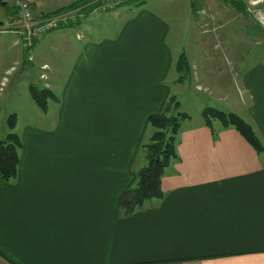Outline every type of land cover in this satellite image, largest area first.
<instances>
[{
    "label": "crops",
    "instance_id": "0c3cea01",
    "mask_svg": "<svg viewBox=\"0 0 264 264\" xmlns=\"http://www.w3.org/2000/svg\"><path fill=\"white\" fill-rule=\"evenodd\" d=\"M14 1L0 0L9 10L0 7V19L15 14ZM26 1L46 13L85 2ZM249 1H237V12L227 0H175L174 15L165 17L162 0H143L85 13L39 38L33 54L42 47L37 67H47L39 79L55 99L46 111L37 108L47 116L49 104L59 105V122L48 132L29 131L17 175L8 182L0 176V264H264V64L245 59L251 49L206 47L213 40L196 31V10L205 8L225 33L256 38L249 31L255 18L245 12ZM254 1L264 8V0ZM171 29L175 39L189 35V49L175 56L167 44ZM219 37L214 41L222 43ZM181 53L193 72L189 82L177 81ZM192 85L207 91L206 105L219 103L249 124L263 151L233 128L207 126L201 114L211 106L191 123L177 100L190 124H181L178 161L161 178L165 197L124 216L120 199L139 169L114 157L69 159L67 133L59 128L69 129L79 106H92L94 131L107 137V152L135 151L147 142L148 118L172 113L170 99Z\"/></svg>",
    "mask_w": 264,
    "mask_h": 264
},
{
    "label": "rangeland",
    "instance_id": "374dc122",
    "mask_svg": "<svg viewBox=\"0 0 264 264\" xmlns=\"http://www.w3.org/2000/svg\"><path fill=\"white\" fill-rule=\"evenodd\" d=\"M227 1H230V3L233 2L231 0ZM259 5L261 4H258L256 9V6L249 4V9L251 11H254L249 15L253 18L256 17L259 21L258 22L255 19L257 21L256 22L254 20L255 24L250 21L251 28L254 30L249 28V31L251 33L253 32L256 38H251L250 36L246 37L245 35L241 36L234 32L231 34H227L225 33V29L222 28L224 24H220L218 22L217 24L220 28L216 32H204L203 29H201L197 25L196 31H198L199 33H197V36L206 41L213 40L211 44L206 45V47L227 48L232 49V51H234L236 47L242 50L251 49L254 51V54H248L247 56H245V59H249V63H251L254 59L264 64V54H262L264 53V8H261V6ZM159 6L163 9L165 17L174 15L175 0H162V2L159 3ZM0 7L1 10L3 9L4 12L9 13V10H7V8H5L4 6L1 5ZM172 18L175 19V16H173ZM1 20L2 19H0V21ZM236 23L240 22L237 21ZM236 23L229 28H235ZM179 33L180 34L177 36V39H175V30L171 29L167 36V44L174 56L175 50L183 52L188 50L190 47L189 35L183 34V31ZM220 33L223 38L219 37ZM218 37L221 38L222 43L214 41L216 40L215 38ZM16 40L17 38L15 36L9 34H0V48L6 51V53H4L0 50V54L4 57L3 62L0 59V140H2L9 133L16 134L20 138L22 144V149H20L18 153H20L21 157H24V152L27 151V138L29 131L36 132L38 130H42L48 132L47 130H52L50 125H56V123L58 125L59 105H55L54 103L49 104V110L46 116L31 100L28 89L30 84L34 85L37 88H42L39 74L41 72L44 73V71H42L41 68L39 69L37 67V62L39 60H43L44 56L42 51L44 50L42 49V47H40L41 50L39 51V54H36L35 52L33 54V62L29 63L25 60V53L21 49L20 45L17 44ZM16 53H21L19 58V60H21L20 62H18V60L13 61V63L12 60L14 59ZM2 56L0 57L2 58ZM232 59L234 61V57H232ZM7 66L11 67L5 70L3 67L6 68ZM192 74L193 72L191 73V69H189L188 71H183L180 76L178 74V78L180 77V82H182L184 79L189 82ZM236 79L237 78L234 75V86L235 82L237 83ZM41 80H43V78H41ZM199 90L201 91H196L192 85L191 88H184L177 97L178 99H175L176 102H178L177 100H179L182 108L190 116V119L192 121L191 123H195L200 120V108H203L205 106H211V108L222 110L225 113H236L235 111H229L227 107L220 105L219 103H211L213 105H206L209 104L206 103L207 101L205 100L207 97V91H203L202 88ZM55 94L59 96L58 89L55 91ZM196 101H198V103ZM170 106L172 109L173 105L171 103ZM57 109L58 111L56 114L55 111ZM93 112L94 110L92 106H79L78 110L74 112L72 119L68 121L70 125L69 129L59 128V131L61 130L63 135L65 134V132L67 133V142L65 143V146L67 147L68 158L83 160H104L112 159V157H114V159L117 161L124 160L131 162L134 168H136L135 171L144 166L146 160L145 151L142 147H139V149H136L135 151H133L132 149L120 148L119 150H115L114 152H107V146L103 142V140L107 137H98L94 131ZM166 114L170 115V113ZM11 115L16 116L15 127L12 130H10L7 126V120ZM188 121L189 120H185L184 122H182V124L187 126L188 124H190L188 123ZM215 124L219 125V122L215 121ZM151 132L152 129H150L149 127L147 134L148 139ZM116 138L119 140V142L122 141V137L117 136ZM115 147L119 146L115 143Z\"/></svg>",
    "mask_w": 264,
    "mask_h": 264
},
{
    "label": "trees",
    "instance_id": "16d2710c",
    "mask_svg": "<svg viewBox=\"0 0 264 264\" xmlns=\"http://www.w3.org/2000/svg\"><path fill=\"white\" fill-rule=\"evenodd\" d=\"M83 3L80 2L70 7L82 5ZM231 4L237 11L241 10L237 2H231ZM60 11L62 9L57 12ZM189 69L190 66L186 57L184 53H181L176 61L175 70L180 76L183 71ZM180 81L179 77L178 82ZM28 89L30 98L43 112L47 110L48 100L55 99L52 92L47 88H37L31 85ZM170 103L173 105L170 115L163 112L148 118V124L152 132L148 141L141 146L145 151L146 163L137 171L136 183L125 191L120 199L119 206L124 216H129L137 210L144 209L147 203L152 200H161L165 197V194L160 190L161 178L165 170L173 162L178 161L176 152L178 132L182 122L189 118L186 113L178 111V103L174 99H170ZM201 115L207 126L212 121H218L223 128L236 130L257 153L263 151V146L251 126L236 114L225 113L215 108H205ZM15 123L16 116L11 115L7 120L8 128L12 130ZM20 149V138L14 133H9L0 140V176L6 182L11 181L17 175L18 151Z\"/></svg>",
    "mask_w": 264,
    "mask_h": 264
},
{
    "label": "built area",
    "instance_id": "2783aa9c",
    "mask_svg": "<svg viewBox=\"0 0 264 264\" xmlns=\"http://www.w3.org/2000/svg\"><path fill=\"white\" fill-rule=\"evenodd\" d=\"M143 0H88L82 5L66 8L60 12L46 13L35 7L26 0H15L12 4L15 14L7 17L0 23V32L10 33L16 36L17 44L25 53V60L33 62V49L36 41L43 35L60 29L68 28L75 23L77 19L82 18L86 14H106L116 10L120 6L136 5ZM237 2L239 0H231ZM249 4L256 6L253 0ZM247 5L245 11L250 14L251 11ZM197 25L204 32H216L220 27L217 24L216 17L213 13L205 8L196 10ZM256 20L257 18L254 17ZM258 21V20H257ZM259 22V21H258ZM43 70L47 67L42 66ZM45 78V75L40 76Z\"/></svg>",
    "mask_w": 264,
    "mask_h": 264
}]
</instances>
